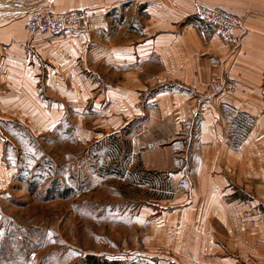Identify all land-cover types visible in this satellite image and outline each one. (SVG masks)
<instances>
[{
  "label": "rangeland",
  "instance_id": "rangeland-1",
  "mask_svg": "<svg viewBox=\"0 0 264 264\" xmlns=\"http://www.w3.org/2000/svg\"><path fill=\"white\" fill-rule=\"evenodd\" d=\"M121 1L131 9L116 15L109 5L98 9L95 4L102 0H54V10H31L22 18L19 24L27 37L23 44L0 40V264H84L89 256L115 264H264V166L255 177L248 172L226 173L228 182L219 201L204 208L212 210L208 222L192 219L191 225L186 219L184 229H201L200 247L195 236L191 242L189 233L177 230L176 223L167 227L175 212L193 217L207 194L198 189L202 183L197 180L196 158L188 154V162L176 173L144 167L131 140L142 123L139 117L128 122L125 116L127 106L144 111L148 97L172 85L154 81L162 69L153 60L141 74L147 88L138 101L127 105L122 102L126 95L114 94L125 76L110 60L112 43L123 44L130 35L137 42L141 37L155 41L166 34L180 37L186 24L215 33L223 55L233 56L240 52L247 32L244 19L259 15L241 18L233 13L237 21L224 44L218 28L199 20L196 11L199 5L226 10L222 5L228 0H192L188 17L167 27L155 24L158 14L142 11L139 0ZM75 12L80 19L58 33L25 29L33 13L67 18ZM124 14L134 18L128 23L130 29L122 21ZM86 30L87 38L80 36ZM143 30L148 36L141 35ZM14 31H0V39ZM54 37L70 41L62 43L63 50L44 51L29 44L34 39L46 44ZM84 40L88 44L83 47ZM230 80L232 93L224 87L212 89L214 83ZM236 80L222 70L208 84L209 95L220 97L208 116L223 117L220 128L234 148L241 145L239 135L256 130L255 147L264 165V75L256 94L238 92ZM210 96L194 95L193 120L201 117L200 109H206L202 105ZM229 98L235 103L247 98L250 108L237 110L233 104H222ZM174 174L178 176L171 179ZM225 213V222L220 221ZM230 218L235 221L230 223ZM180 242L183 255L177 248Z\"/></svg>",
  "mask_w": 264,
  "mask_h": 264
},
{
  "label": "crops",
  "instance_id": "crops-1",
  "mask_svg": "<svg viewBox=\"0 0 264 264\" xmlns=\"http://www.w3.org/2000/svg\"><path fill=\"white\" fill-rule=\"evenodd\" d=\"M190 1L192 0H168L166 4L161 0H139L142 6L139 8L142 11H147V13L158 14V17L154 20L155 24L167 27V23L184 21L188 17L191 10ZM234 1V3H231L230 0L223 2L222 6L227 8V11L238 14L241 18L250 13H255L260 18L249 19L248 17L246 21L244 19L243 27L246 28L247 32L241 40L240 52L233 56L223 55L224 50L221 48V43L215 33L205 32L188 24L184 25L186 30L182 31L180 37L166 34L164 37L152 41L151 38L146 39L139 36L141 40L137 42L130 35L127 37V42L123 44L115 45L112 43L114 48V51H111L110 59L112 67L121 70V75L125 76L121 82L122 85H116L114 91L116 95H126L122 102L131 105L138 101L140 92L147 88L146 81L141 80V74L147 71L153 60H156L157 65L162 69V72L154 81L162 79L172 85L157 92L156 95L148 97L144 111L135 108L134 105L132 107L127 106L125 118L128 122H131L139 117L142 123L140 125L143 128L134 134L131 140L132 149L134 152L140 153V161L144 167L172 173L176 168H184V165L188 162V154L191 153L192 157L196 158L197 180L202 183L199 184L198 189L200 188L199 191L202 193L206 191L207 194L198 203L197 213L193 217L189 214L186 215L187 212L181 213V211L170 216L167 227L176 223L177 230L184 229L187 218L190 219L191 225L192 219H197L199 222H208L210 217L207 216V213L212 210L208 211L204 208L213 205L215 202L217 204L219 201L224 189L223 186L228 182L226 173L234 174L235 171V173L241 174L248 172L254 174L255 177L263 172L264 165L261 161L263 157L261 158L258 148L255 147L256 135L259 133L251 129V133L247 134L246 132L239 135L238 143H241V145L234 148L231 139L229 141V135L220 128L223 125L221 120L223 117L208 116L209 110L213 108L214 104L219 103L218 98H220H212L209 95L208 84L217 79L222 70L227 71L237 79L238 92L256 94L262 89L259 81L264 75L262 69L264 48L262 49L260 46L264 41V0ZM172 3L175 4L172 5ZM56 4H61V1L56 2ZM126 4L125 1L121 0H110L105 3L102 0V2L95 5L98 6V9L101 7L100 5H109L114 14L120 15L121 11L125 10L128 13L129 8L131 9V6L127 7ZM53 7L54 0H0V31L15 30L11 35H4L0 40L9 38L14 45L23 44L27 37L19 24L23 21L22 18L27 15L28 11L38 9L52 11L54 10ZM143 8L146 9L143 10ZM129 15L127 17L124 14L122 21L125 20L127 27L130 29L128 23L132 24L134 18H130ZM239 16L238 18L241 19ZM98 23H100L99 20L96 21V24ZM96 30L100 33L99 29ZM88 32L89 30L83 31L80 36L87 38L86 34ZM145 33L146 31L143 30L141 35ZM145 35L148 36V33ZM251 37H254L256 44L252 42ZM48 39L46 44L44 40L43 42L37 41L42 39H34L29 44L31 48L36 46L48 51L62 49L60 48L62 43L70 41L66 40L64 42V38L60 37ZM82 43H84L83 47L88 44L87 40L82 41ZM68 44L70 45L69 42ZM58 56H62V54ZM220 62L224 63V68L220 66ZM117 81L119 80L117 79ZM195 94L198 97L210 96L205 99V104L202 105V107L206 106V109H200L201 117L197 118L198 121L191 118L192 108L196 105L193 103L194 99H192ZM113 98L119 99L118 96L111 99ZM244 99L246 101L235 103L234 99L229 98L222 104L226 106L233 104L238 108L237 110H246L250 106L247 104V98ZM215 100L218 103H215ZM151 104L154 106H151ZM131 109L135 111L131 112ZM228 122H230L229 119ZM257 125L259 124L256 121L253 125L255 129ZM162 144L165 146L161 147ZM211 174H214L213 179H211ZM177 176L178 174H174L170 178H176ZM208 190L211 192L209 193ZM224 215L226 213L221 214L220 221L225 222ZM234 221L233 218L229 219L230 223ZM192 228L195 229L192 230ZM199 231L201 232V229L194 226L184 229L185 233H189L191 242L195 238V241H199L198 238L201 237ZM192 235L195 238H192ZM181 236L182 234H180ZM181 244L182 242L177 244L179 253H182ZM201 244V242H198L197 246L200 247Z\"/></svg>",
  "mask_w": 264,
  "mask_h": 264
},
{
  "label": "built area",
  "instance_id": "built-area-1",
  "mask_svg": "<svg viewBox=\"0 0 264 264\" xmlns=\"http://www.w3.org/2000/svg\"><path fill=\"white\" fill-rule=\"evenodd\" d=\"M79 12L73 13L69 17H64L63 14H52L47 13H33L26 21L25 29L31 33H45L54 34L62 31L70 23L78 21L80 19ZM197 18L199 20H205L206 22L213 24L218 28L224 44L227 43V36L230 35L231 26L237 21V16L233 13L222 9L220 7H208L204 5H199L196 11ZM223 88L226 93H232L234 90V81H225L224 83L218 82L214 83L212 89Z\"/></svg>",
  "mask_w": 264,
  "mask_h": 264
},
{
  "label": "trees",
  "instance_id": "trees-1",
  "mask_svg": "<svg viewBox=\"0 0 264 264\" xmlns=\"http://www.w3.org/2000/svg\"><path fill=\"white\" fill-rule=\"evenodd\" d=\"M84 264H115V263H109L108 261L99 260L96 257L89 256L86 258Z\"/></svg>",
  "mask_w": 264,
  "mask_h": 264
}]
</instances>
